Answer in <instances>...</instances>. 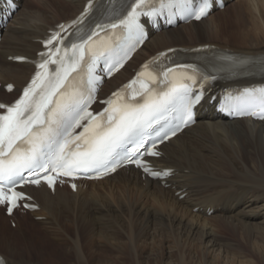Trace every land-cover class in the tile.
I'll use <instances>...</instances> for the list:
<instances>
[{
  "label": "bare ground",
  "instance_id": "6f19581e",
  "mask_svg": "<svg viewBox=\"0 0 264 264\" xmlns=\"http://www.w3.org/2000/svg\"><path fill=\"white\" fill-rule=\"evenodd\" d=\"M85 2L20 0L13 18L1 28L0 82L13 83L15 90L7 93L0 87V101L14 99L35 68L30 62H17L16 57L36 59L48 31L57 23L74 18ZM241 6L256 13L251 15L260 18L263 30L259 31L257 25L255 33L241 30L238 25L239 30L231 27L233 14L239 16L240 22L243 19ZM249 35L251 39L246 38ZM203 44H216L241 54L264 53V0L229 1L223 10L209 13L199 22L152 31L124 68L105 82L101 98L132 77L151 55L174 46ZM215 108V104L205 101L198 108L196 123L162 144L160 157L151 159L158 169L174 170L165 185L133 166L102 180H79L76 190L71 185L68 188V181H64L63 187L58 184L54 191L44 184L29 185L26 190L39 208L16 209L11 216L17 217L12 224L15 230L7 227L6 219L10 217L1 213L0 204V254L4 264H35L33 256L37 254V264H52L50 258L59 254L61 258L67 257L68 250L77 264L98 260L95 251L104 252L105 262V251L110 250L141 264L139 257L146 246L165 235L175 240V253L183 264V254L193 241L209 249L219 248L216 227L242 228L263 238L264 120H231ZM224 149L241 170L230 178L222 177ZM30 214L39 221L31 220ZM54 239L62 240V245H55ZM100 241L105 245L101 246Z\"/></svg>",
  "mask_w": 264,
  "mask_h": 264
},
{
  "label": "snow or ice",
  "instance_id": "6c2138e0",
  "mask_svg": "<svg viewBox=\"0 0 264 264\" xmlns=\"http://www.w3.org/2000/svg\"><path fill=\"white\" fill-rule=\"evenodd\" d=\"M159 8L153 0H133L129 11L119 23L109 27L126 32L127 46L112 48L105 46L100 55L105 56V63L109 64V73L117 66H122V60L135 46L142 43L143 28L139 23L141 15L155 16L168 11L169 18L179 12L188 17L200 19L207 15L210 7L208 0H202L198 9L189 8V0H158ZM145 8L151 11L145 12ZM175 10V11H173ZM171 22V19H169ZM63 29V25L59 26ZM99 27V26H98ZM97 33L93 32L81 44L72 45V56L65 66L63 58L55 61L44 60L38 68L46 69L48 63H59L55 78H45L46 73L37 71L28 87L24 88L23 95L11 105L0 103V109L6 111L0 114V203H8L9 213L17 202L24 198V194L14 191L12 187L18 180H25L23 173L27 171L34 179L29 183L39 184L40 178L52 185L54 178L49 173L71 176L74 172L99 171L107 169L109 165L119 162L135 163L152 176L168 175V171H153L140 156L145 153L139 149L145 145V137L150 131H156L154 125H159L161 119L164 124L169 123L166 114L172 113L174 124L168 131L175 135L181 124L192 121L193 106L201 96L193 91L197 84L198 70L193 65H177L176 69H166L157 75L146 73L149 64L142 66L136 78L125 85L120 91L112 93V97L102 103L108 105L102 112L93 115L88 111L92 101L91 94L84 93L70 87L71 74L81 67V62L95 53L89 43ZM60 33H53L45 44L52 45L58 41ZM55 52L41 53V59L48 55H57ZM160 53V56H165ZM150 63H155V59ZM95 59L89 65L88 73L90 86L99 78L93 75ZM191 73V74H189ZM163 76V80L160 79ZM207 80V76L202 77ZM139 84V88H133ZM163 84V88L160 85ZM132 89L133 98L127 100L122 92ZM12 89V85H8ZM91 87V91H94ZM52 97H59L53 100ZM139 97V99H135ZM113 98H116L115 100ZM235 108L240 114L258 115L264 118V87L259 89H244L239 97L234 98ZM254 109L248 113L246 109ZM82 121L87 123L82 124ZM83 128V132L74 135V130ZM168 132H163V139H167ZM75 144V151L70 145ZM21 145H27L26 149ZM132 147H129V146ZM148 155L156 156L159 153L146 149ZM111 170H115L114 167ZM41 173L43 176L41 177ZM75 187V185H73ZM27 207V205H25ZM0 264H3L0 261Z\"/></svg>",
  "mask_w": 264,
  "mask_h": 264
},
{
  "label": "rangeland",
  "instance_id": "374dc122",
  "mask_svg": "<svg viewBox=\"0 0 264 264\" xmlns=\"http://www.w3.org/2000/svg\"><path fill=\"white\" fill-rule=\"evenodd\" d=\"M241 12L243 14V19H239L236 15L233 14L232 28L237 29L236 25L239 26L241 30H247L250 33L254 32V27L257 25L258 30L262 29V24L259 22L260 18L254 17L247 6H241ZM238 18V19H237ZM256 18V19H255ZM259 19V20H258ZM239 20V21H238ZM253 20L256 24H254ZM241 23V24H240ZM238 28V30H239ZM250 29V30H249ZM222 36V35H221ZM234 39L233 37H231ZM246 38L251 39V36ZM225 156L223 158L224 172L222 173L223 178H230L231 176H236L237 173L241 172L238 168V163L232 156H230L228 151L224 149ZM225 159V160H224ZM234 160V164L232 163ZM230 162V163H229ZM232 163V164H231ZM237 163V164H236ZM229 165V166H228ZM228 166V167H227ZM232 169V170H231ZM229 170V171H228ZM227 172V173H226ZM235 172V173H234ZM231 174V175H230ZM63 187V183L61 185ZM68 186V185H67ZM69 188V186H68ZM179 195V194H177ZM185 196L180 197L183 199ZM21 209V208H20ZM197 211V208L196 210ZM20 212V211H19ZM1 213H4V208L1 209ZM3 215V214H2ZM18 215H22L19 213ZM10 217V216H9ZM30 219L34 221H39V218L35 215L30 214ZM17 217H10L6 219V225L10 229H16L15 224ZM97 226V224H96ZM40 227V226H39ZM39 231L45 233L42 228H38ZM131 233L133 229L129 230ZM62 233V231H61ZM169 235H165L164 238H156V242H151V237L148 240L151 242V245L146 246V250L141 253L139 259L141 264H182L179 256L176 255V242ZM215 236L218 241H220L219 248L212 249L203 246L197 240L192 242V246L186 248L183 259L185 263L183 264H264V237L243 230L242 228H215ZM262 239H261V238ZM53 243L55 245H62V240L54 239ZM101 246H104L105 243L99 242ZM153 246V247H152ZM65 247V245H64ZM67 249H69L67 247ZM101 249V248H100ZM95 257L98 260H90L92 264H99V261L104 262V252L95 251ZM107 252L105 256L106 264H137L133 259H130L125 254H118L115 251H105ZM69 255L67 257L61 258L60 254L56 258H50V263L55 264H77V260L73 257V254L68 250ZM89 256L90 252L87 251ZM39 255L33 256V261L35 264L39 262Z\"/></svg>",
  "mask_w": 264,
  "mask_h": 264
}]
</instances>
